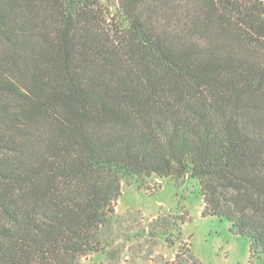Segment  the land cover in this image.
<instances>
[{
  "label": "trees",
  "instance_id": "trees-1",
  "mask_svg": "<svg viewBox=\"0 0 264 264\" xmlns=\"http://www.w3.org/2000/svg\"><path fill=\"white\" fill-rule=\"evenodd\" d=\"M151 177L264 256V1L0 0V264L107 253Z\"/></svg>",
  "mask_w": 264,
  "mask_h": 264
},
{
  "label": "rangeland",
  "instance_id": "rangeland-1",
  "mask_svg": "<svg viewBox=\"0 0 264 264\" xmlns=\"http://www.w3.org/2000/svg\"><path fill=\"white\" fill-rule=\"evenodd\" d=\"M202 211L192 179L151 177L140 185L122 180L109 231L112 246L80 264H264V256L250 257L248 241L229 233L224 219Z\"/></svg>",
  "mask_w": 264,
  "mask_h": 264
}]
</instances>
